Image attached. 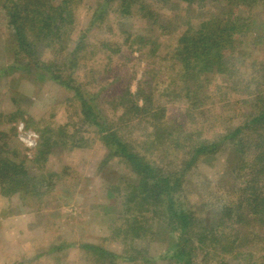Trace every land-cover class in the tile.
Listing matches in <instances>:
<instances>
[{"label":"rangeland","instance_id":"obj_1","mask_svg":"<svg viewBox=\"0 0 264 264\" xmlns=\"http://www.w3.org/2000/svg\"><path fill=\"white\" fill-rule=\"evenodd\" d=\"M6 1L0 0V73H5L4 65L12 62L9 55L15 47L14 30L2 9ZM93 1L87 0L90 4ZM186 6L181 0L164 2L154 12L158 16L155 18H159L157 24L142 18L136 6L129 14L121 15L114 5L105 20H98L93 25H89L91 12L85 14L86 7H82L80 13L78 11L73 38L79 37L80 30L84 32V50L81 58L77 57L81 68L75 73L76 84L98 115L104 116L105 126L113 130L123 125L121 133L126 140L133 141L131 144L137 150L143 145L138 142L145 121L129 124L128 120L133 117L123 114L124 107L117 104L127 86L134 93L141 88L147 90L144 93L152 94L157 104L166 107L168 122L181 121L188 130H195V137L201 141L226 137L243 123L252 111L249 100L253 99V94H249L248 84L255 88L264 82L261 72L259 76L255 74L258 82L253 81V72L260 65L264 66V6H259L253 18L251 14L252 31L241 32L239 51L229 57L238 68L235 79L210 75L205 88L206 102L200 109L188 113L191 115L189 120L184 115L187 105L183 100H176L174 95H162V90L174 76L168 55L176 46L180 22L194 16L195 8L186 9ZM201 11L214 15L221 12L219 5L213 2H207ZM248 12L245 8L240 11L243 17ZM173 17L176 30L174 26L166 31L159 30V23ZM202 19L197 15L190 21L198 26ZM136 34L142 35L144 41L134 38ZM254 36L262 39L255 42ZM68 47L71 49L72 44ZM249 50L253 53L248 55ZM53 55L57 56L52 49H47L40 58L50 60ZM68 55L63 53L57 59L63 60ZM20 74L16 72L0 78V145L7 143L18 159L26 161L25 167L33 169L30 173L40 179L46 178L50 187L41 199L29 198L26 203L18 195L5 196L0 192V264H172L171 260L161 258L156 263L128 262L116 257L101 262V258L83 247L91 244L121 255L135 243L141 247L140 255L155 257L161 254V245L167 243L168 231L159 228L161 233L157 239L152 237V229L139 239H132L125 230L119 231L123 220L129 217L119 188L123 183H136L137 175L120 157L104 162L109 148L100 140L97 127L84 121L80 103L73 99L71 91L63 90L53 81L42 80L40 75L33 82L30 77ZM144 81L151 82V87ZM136 94L132 98L135 101L141 99V95ZM46 128L57 133L51 139L46 159L43 161L42 157L36 164L33 161L40 156L42 140L47 136L43 133ZM58 132H64V135L58 138ZM31 134L35 136H31L33 142L35 139L34 146L27 144ZM225 143H221L212 157L200 156L192 165L179 200L184 203V208L195 211L204 222L215 226L220 220L222 226L233 233L237 232V227L240 230V225L236 223V214L232 212L231 216L226 211L234 208L239 189L244 185L247 173L240 170L242 160L250 159L253 151L246 156ZM158 152L155 160L161 162L164 158ZM143 215L146 221L152 216L150 213ZM159 226L157 224L156 228ZM143 227L147 229L146 223ZM242 232L237 239H242ZM251 237L252 234L247 240H241L243 246L240 249L253 248L261 257L264 241L252 247L255 243L250 241ZM197 259L202 264V254ZM229 262L246 264L243 260ZM259 264H264V260Z\"/></svg>","mask_w":264,"mask_h":264},{"label":"trees","instance_id":"obj_2","mask_svg":"<svg viewBox=\"0 0 264 264\" xmlns=\"http://www.w3.org/2000/svg\"><path fill=\"white\" fill-rule=\"evenodd\" d=\"M167 1L169 0H94L90 4L87 0H7L2 9L6 11L8 23L14 30L15 47L11 51L13 54L9 55V59L13 60L4 65L6 72H1L0 78L18 72L21 77L28 76L35 82L40 75L42 80L53 81L63 90L71 91L73 99L80 103L84 121H89L97 127L100 140L109 148L104 162L113 157H120L137 175L136 183H123L119 188L123 194L125 213L129 215L119 226V231L130 233L132 239L143 238L142 236H146L151 229V235L155 239L161 233L159 228L168 231L167 243L161 245V254L155 257L140 255L141 247L135 243L121 255H115L95 245H83L101 258V262L116 257L128 262L143 260L156 263L161 258L171 260L172 264H199L197 257L202 254V264H230L229 260L259 264L264 260V255L257 256L253 248L248 251L240 248L243 246L241 240H247L250 234V241L255 243L252 247L264 241V82L255 88L248 84L249 94H253V99L249 100L252 111L247 114L243 123L226 137L201 141L195 137L196 131L188 130L181 121L168 122L165 118L166 107L157 104L152 94L144 93L147 90L137 89L136 93L141 95V99L137 98L135 101L132 98L137 94L127 86L117 104L124 107L123 114L133 117L131 121L128 120L129 124L145 121L139 142L138 139L134 140L143 144L139 145L140 150L135 149L131 144L133 141L126 140L121 133L123 125L120 124L113 130L105 126L107 121L104 116L98 115L76 84L75 73L81 68L77 57L81 58L84 50V32L80 30L76 40L73 34L82 7H86L85 14L91 12L89 25L98 20H105L106 14L114 5L121 15L129 14L136 6L142 18L157 24L159 18H155L158 16L154 12ZM181 1L187 5L184 7L186 9L193 6V15H201L203 19L198 26L190 21L194 16L180 22L176 46L168 55V60L174 68V76L162 90V95H174L176 100H183L187 105L184 115L189 120L191 115L188 113L200 109L206 102L208 93L205 88L210 82V75H223L230 80L237 77L238 68L229 57L239 51L241 32L252 31L251 14L253 13V18L257 7L264 6V0ZM207 2L219 5V15L204 14L201 11ZM243 8L249 11L245 17L240 13ZM174 18L159 23V30L166 31L171 26L176 30ZM134 38L144 41L140 34H136ZM258 39L262 37H253L255 42H258ZM70 43L72 47L68 50ZM148 43H151V40H148ZM47 49H52L58 57H62L63 53L69 55L67 58L63 57V60L54 55L50 60H42L40 57ZM250 53L253 51L249 50L247 54ZM260 66L253 72L254 75L259 76L260 72L264 75V66ZM257 75L253 79L256 83ZM143 83L149 87L152 85L149 81ZM43 133L47 136L42 140L40 156L37 155L33 161L36 164L40 158L43 157V161L46 159L50 152L51 139L57 132L52 133L50 128H46ZM63 135L64 132H58V138ZM224 141L227 146L233 145L235 151L246 156L253 151L250 159L242 160L240 170L247 173L244 175V185L239 189L234 208L226 211L231 216L234 212L236 223L240 225V230L237 227V232L233 233L223 227L220 220L215 226L204 222L198 218L195 211L184 208V203L179 200V193L183 191L186 175L192 165L200 156L212 157ZM156 152L162 154L164 159H161V162L155 160ZM167 155L170 156L169 159ZM25 163L26 161L18 159L16 152L11 150L7 143L0 145V192L5 196L18 195L26 203L29 198L41 199L48 193L50 184L46 178L40 179L30 173L33 169L25 167ZM143 213H150L152 216L146 221ZM145 223L147 229L143 227ZM157 224L160 225L158 228ZM240 231H243L242 239H237Z\"/></svg>","mask_w":264,"mask_h":264},{"label":"built area","instance_id":"obj_3","mask_svg":"<svg viewBox=\"0 0 264 264\" xmlns=\"http://www.w3.org/2000/svg\"><path fill=\"white\" fill-rule=\"evenodd\" d=\"M31 136L35 137L34 134H31L29 135V140L27 141V144L30 145V146H34L35 145V139H34V142L33 140L31 139Z\"/></svg>","mask_w":264,"mask_h":264}]
</instances>
